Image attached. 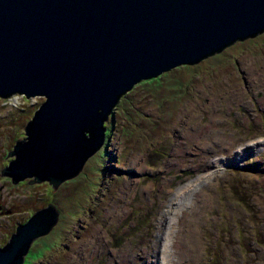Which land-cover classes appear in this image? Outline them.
<instances>
[{"label":"rangeland","instance_id":"obj_1","mask_svg":"<svg viewBox=\"0 0 264 264\" xmlns=\"http://www.w3.org/2000/svg\"><path fill=\"white\" fill-rule=\"evenodd\" d=\"M263 69L264 32L237 40L198 63L166 71L159 81L136 83L108 117L105 158L101 148L88 160L85 173L78 174L95 182L91 168L94 172L98 168L104 172L101 185L86 198L72 195L70 181L77 177L60 184L55 191L61 189L64 197L59 205L65 209L54 229L32 242L29 250L39 255L27 258L25 264H122L112 257L123 251H136L132 264H146L155 240L162 247L161 264L165 258L179 264L174 254L182 250V236L188 246L181 264H264V142L260 152L248 149L240 160L228 157L244 143L264 140V80L257 76ZM240 92H244L241 98ZM16 95L20 105L11 108L3 106L11 96L0 97V247L18 225L51 201L45 181L32 184L31 177L15 184L2 175L15 158L9 154L24 136L25 125L42 103L39 97ZM215 111L222 112L223 119L212 133L189 137L208 126ZM228 135L235 140L225 145ZM186 142L205 144L206 152L176 154ZM101 155L104 159L97 165ZM174 158H185L184 166L169 168ZM215 159L213 167L203 166ZM212 169H221L214 174L221 176L198 193V207L179 223L169 213L158 230L167 197ZM173 222L180 227L175 238L170 236Z\"/></svg>","mask_w":264,"mask_h":264},{"label":"water","instance_id":"obj_2","mask_svg":"<svg viewBox=\"0 0 264 264\" xmlns=\"http://www.w3.org/2000/svg\"><path fill=\"white\" fill-rule=\"evenodd\" d=\"M261 32L264 0H0V97L42 99L2 175L56 190L106 147L108 117L136 83ZM60 215L35 211L0 264H23Z\"/></svg>","mask_w":264,"mask_h":264},{"label":"bare ground","instance_id":"obj_3","mask_svg":"<svg viewBox=\"0 0 264 264\" xmlns=\"http://www.w3.org/2000/svg\"><path fill=\"white\" fill-rule=\"evenodd\" d=\"M260 72V73H259ZM250 75L251 73L248 72ZM257 76L260 77L262 80H264V69L261 71L257 72ZM258 77L255 78V80H258ZM252 86H255L254 84V78L252 77ZM259 90H263V89H259ZM238 95L240 96L239 98H241L244 95V92H240L238 93ZM261 102L264 108V95L261 96ZM215 105V103L213 104ZM228 108L231 110L232 106L228 105ZM220 119H223L222 116V112L219 111H215L213 113V121L206 127H204L201 131L199 132H195L192 134H189V137L192 138H199L203 135L212 133V130L214 128H216L218 126V121ZM188 130V127H185ZM217 135V134H216ZM216 135L214 136V138L216 137ZM219 139H224V136H220ZM234 136L233 135H228L225 136V145H230L232 141H234ZM264 142V140H255L254 142L251 143H244L242 145V147L240 149H237L235 152H231L228 154L229 159H235V160H240L239 158L243 157L242 153L243 151H247L248 149H251L252 151L255 152H260L262 151V148L260 147V145ZM205 144H201L198 145L197 142H194L192 144H187L184 143L182 144L177 150H176V154H180L181 156L185 154V151H189L194 149L197 153L201 150H203V146ZM203 152H206L205 150H203ZM175 153V152H174ZM185 158H174L173 160H171V162L168 163V167L169 168H176V167H182L185 164L184 161ZM218 159H215L214 161H207L206 160V164H204L203 166L207 167V165L209 164L210 167L214 166L215 161ZM232 162V161H231ZM238 164V163H234L233 165ZM202 166V167H203ZM138 169V171L142 170V166H137L136 167ZM193 170H198L200 168L199 167H195L192 166L191 167ZM221 169H212L207 171L204 174H199V176H197L196 178H192L190 179L187 183L178 186V188H176V191L174 194H172L170 197H167L163 208L165 207L164 211L161 213V216L158 219V223H157V227L158 230H161L164 227V222L168 220V214L171 213L172 214V219H174V221L176 223H179L180 219L183 217V215H186L187 213L195 210L199 204H197V196L198 193L203 191L206 187H208L211 183L217 181V179L221 176L219 175H214L218 172H220ZM187 194V195H185ZM118 213L111 216V221L113 220V218H117ZM179 228L178 224H175L174 222L172 223V231H171V238H175L177 233L179 232ZM178 242V241H177ZM172 244V241H171ZM170 244V247H171ZM100 245H98L97 249L99 248ZM187 242H186V236H182L181 238V251L178 254H174L176 262L181 264L184 262L185 257L183 256V253H186L187 250ZM152 253L148 254V262L146 260V264H161V258L159 256V252L161 250L162 247H160L158 245V240H155L152 244ZM160 247V248H159ZM96 248V246H95ZM159 251V252H158ZM136 252V251H135ZM135 252H132L130 254H128V252H120V253H115L114 256L112 257L113 261L117 260V262L122 263V264H132V262L136 261L137 258L135 256ZM130 256V258H129ZM169 256L171 257V260L173 259L174 256H172V254H169ZM168 257V256H166ZM165 260V264H170V259L169 260ZM183 261V262H182ZM115 264V263H112ZM176 264V263H175Z\"/></svg>","mask_w":264,"mask_h":264},{"label":"trees","instance_id":"obj_4","mask_svg":"<svg viewBox=\"0 0 264 264\" xmlns=\"http://www.w3.org/2000/svg\"><path fill=\"white\" fill-rule=\"evenodd\" d=\"M262 33V32H261ZM259 33V34H261ZM258 34V35H259ZM251 38V37H250ZM158 79H160V76L158 77H154V78H151V79H148L146 80V82H153V81H159ZM107 124V123H106ZM109 132V129L107 130V133ZM105 150V148H104ZM106 156V150H105V153H103V157L105 158ZM102 158V155H101V158H100V161H97V165H99L102 160L104 159ZM90 160V159H89ZM92 162V161H91ZM88 163V162H87ZM93 163V162H92ZM94 164V163H93ZM87 165V164H86ZM95 165V164H94ZM91 170L93 171V174L96 175L94 178L96 179V181H92V178L90 179V177H81L82 175L80 176H77V178L73 179L71 182V185L70 187L74 188L72 189V195H75V194H78V195H83L84 197L88 198L90 197V195L94 192L97 191L98 187L101 185L99 184V182L103 180V177H104V172H102L101 170H99L97 168V170L95 169L96 172H94V168H91ZM82 173H85V172H82ZM87 175V174H86ZM85 176V175H83ZM101 176V177H100ZM70 182H67L65 183V187H67V184L70 183ZM47 191H48V194L50 196V199L51 201L49 203H52V204H55L57 207L59 206L60 208V213H61V209H65V206H60L59 205V202L60 200L62 199L61 198V194H62V191L61 189L58 190V191H55L53 186L48 184V188H47ZM71 195V196H72ZM71 196H70V199H71ZM64 197V196H62ZM235 199L237 201H240V202H243V200H240L239 198L235 197ZM48 203V204H49ZM244 203L248 204L247 201H244ZM247 206V205H246ZM54 229V228H53ZM30 251V250H29ZM39 254L38 253H35V252H28V254L26 255V258L24 260V263L25 262H28L27 261V258H30L31 256L34 257V256H38Z\"/></svg>","mask_w":264,"mask_h":264},{"label":"built area","instance_id":"obj_5","mask_svg":"<svg viewBox=\"0 0 264 264\" xmlns=\"http://www.w3.org/2000/svg\"><path fill=\"white\" fill-rule=\"evenodd\" d=\"M18 99H20V96L19 95H16V96H11V98H10V102H9V104H7V105H5L6 107H9V108H11V107H17V106H19L20 104V102H19V100Z\"/></svg>","mask_w":264,"mask_h":264},{"label":"clouds","instance_id":"obj_6","mask_svg":"<svg viewBox=\"0 0 264 264\" xmlns=\"http://www.w3.org/2000/svg\"><path fill=\"white\" fill-rule=\"evenodd\" d=\"M108 130V129H107ZM106 134H107V132H106ZM108 137V136H107ZM107 137H106V146L109 144V142H107ZM105 148V150H106V147H104ZM109 162V161H108Z\"/></svg>","mask_w":264,"mask_h":264},{"label":"flooded vegetation","instance_id":"obj_7","mask_svg":"<svg viewBox=\"0 0 264 264\" xmlns=\"http://www.w3.org/2000/svg\"><path fill=\"white\" fill-rule=\"evenodd\" d=\"M3 106L6 107L5 105H3ZM16 229H17V228H16ZM14 233H16V231H15ZM14 233H12V235H13ZM12 235H11V237H12ZM11 237H10V238H11ZM9 240H10V239H9Z\"/></svg>","mask_w":264,"mask_h":264}]
</instances>
